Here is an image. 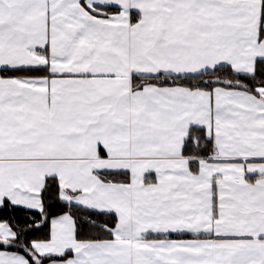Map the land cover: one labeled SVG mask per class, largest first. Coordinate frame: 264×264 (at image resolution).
<instances>
[{"label":"snow or ice","instance_id":"6c2138e0","mask_svg":"<svg viewBox=\"0 0 264 264\" xmlns=\"http://www.w3.org/2000/svg\"><path fill=\"white\" fill-rule=\"evenodd\" d=\"M0 264H264V0H0Z\"/></svg>","mask_w":264,"mask_h":264}]
</instances>
